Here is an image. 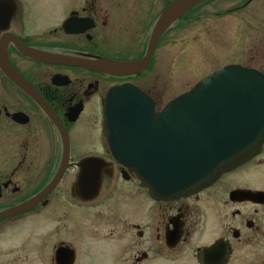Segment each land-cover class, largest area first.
Masks as SVG:
<instances>
[{
	"label": "flooded vegetation",
	"instance_id": "obj_1",
	"mask_svg": "<svg viewBox=\"0 0 264 264\" xmlns=\"http://www.w3.org/2000/svg\"><path fill=\"white\" fill-rule=\"evenodd\" d=\"M37 1L66 2L0 0V58L21 78L13 81L0 67V214L51 185L66 146L68 167L31 209L0 218V264H34L35 255L39 264H57L59 248L66 250L61 264H89L95 254L112 264H143L151 254L170 258L186 252L198 264V253L216 244V257L228 254L226 264H264V142L258 153L212 184L170 201L153 200L108 148L102 110L112 88H137L155 113L167 104H158V42L148 66L128 75L36 61L17 47L87 60L135 61L145 55L159 14L173 0H72L68 12L48 14L42 30L34 27ZM262 10L257 12L264 20ZM246 67L264 75V66ZM55 208L64 225L73 216L76 229L85 219L90 230L76 232L74 242L58 241L54 258L44 263L31 241L34 217L42 212L39 219L48 224ZM103 218L107 231L99 232ZM146 219L154 232L144 231ZM41 238L42 248L50 245L48 232Z\"/></svg>",
	"mask_w": 264,
	"mask_h": 264
},
{
	"label": "water",
	"instance_id": "obj_2",
	"mask_svg": "<svg viewBox=\"0 0 264 264\" xmlns=\"http://www.w3.org/2000/svg\"><path fill=\"white\" fill-rule=\"evenodd\" d=\"M207 1L174 0L166 6L152 29L146 54L136 61L87 60L20 44L17 47L36 61L80 66L111 75L136 74L148 66L165 32ZM0 67L18 82V74L1 58ZM102 118L114 160L135 173L152 199L189 197L259 152L264 142V76L241 66L222 67L170 101L159 113L137 88L128 84L114 87L106 97ZM68 151L66 146L58 173L47 189L1 213L0 218L31 209L52 190L68 167ZM217 247L202 249L197 255L198 264H226L228 254L216 257ZM65 251H56L57 264H61Z\"/></svg>",
	"mask_w": 264,
	"mask_h": 264
},
{
	"label": "rangeland",
	"instance_id": "obj_3",
	"mask_svg": "<svg viewBox=\"0 0 264 264\" xmlns=\"http://www.w3.org/2000/svg\"><path fill=\"white\" fill-rule=\"evenodd\" d=\"M245 2L247 0H212L194 10L183 22L173 26L160 40L158 43L159 105L163 106L187 92L200 79L224 65L264 66V20H261L258 13L264 8V0H254L243 8ZM72 4H74L72 0H66L65 3L53 1L51 5L35 2V7L37 6L39 11L34 16V27L42 30L46 25L48 14L58 15L63 9L66 13ZM58 9L60 13H57ZM257 16L260 19L256 20ZM55 209L56 214L51 216L48 224L39 219L42 212L36 213L34 217L35 235L31 241L34 242L36 249L40 248L44 263L47 257L54 258L58 241L63 239L74 242L76 232L90 230V223L85 219L76 229V225L72 222L73 216L68 217L69 221L64 225L59 221L60 209ZM53 210L54 208L46 209L47 212ZM101 211L105 213L104 208ZM142 227L147 233L155 230L154 224L148 219L143 222ZM96 230L107 231L104 218L98 221ZM43 232H48L51 236L50 245L46 244L45 248L40 245ZM95 255L96 258L94 256L89 264H112L111 261L108 263L107 257L97 258L99 254ZM77 256L78 259L81 258L80 254ZM34 264H39L36 255ZM143 264L197 263L186 252L170 258H159L158 255L151 254L148 261Z\"/></svg>",
	"mask_w": 264,
	"mask_h": 264
}]
</instances>
